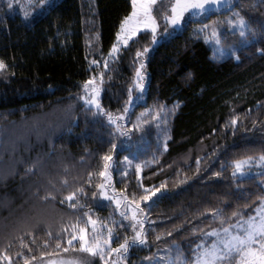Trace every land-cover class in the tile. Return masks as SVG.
<instances>
[{
  "label": "trees",
  "instance_id": "16d2710c",
  "mask_svg": "<svg viewBox=\"0 0 264 264\" xmlns=\"http://www.w3.org/2000/svg\"><path fill=\"white\" fill-rule=\"evenodd\" d=\"M7 5L0 0V256L12 264H24L25 257L29 264H47L84 255L63 251L66 240L57 248L55 240L84 212L115 220V236L131 239L132 229L118 226L116 206L96 187L104 180L98 173L106 154L117 194L136 193L139 200L145 189H158L139 201L146 206V243L129 248L118 264H163L175 257L176 246L190 259L202 231L220 226L210 209L226 217L254 213L264 187L257 176H234L233 162L264 155V0H232L185 21L157 44L144 32L113 58L131 0H46L43 11L31 0L28 18L21 5L29 0ZM237 12L248 22L244 37L226 23ZM165 13L167 0L155 10L162 32L171 30ZM213 27L229 51L222 57L205 39ZM141 63L148 81L138 91ZM93 77L102 108L123 114L120 130L79 98ZM80 187L84 207L60 202ZM47 192L55 199H42ZM96 264L102 262L96 258Z\"/></svg>",
  "mask_w": 264,
  "mask_h": 264
},
{
  "label": "snow or ice",
  "instance_id": "6c2138e0",
  "mask_svg": "<svg viewBox=\"0 0 264 264\" xmlns=\"http://www.w3.org/2000/svg\"><path fill=\"white\" fill-rule=\"evenodd\" d=\"M18 2V0H17ZM41 6V11L44 10L43 6L46 4V0H38ZM157 0H132V11L129 15L125 16L120 24V31L117 33V40L127 44L128 40L137 34L141 28L150 29L152 32L153 40L156 38V31L159 27L157 18L154 15L153 6ZM230 0H174L170 4V14L165 13L164 19L167 24L180 26V22L183 20L185 13H189L191 16H198L203 13L210 12L213 6L223 7L229 4ZM31 0L29 5H21L23 15L28 18L31 15L29 11ZM8 8L13 7V0H8ZM234 19H228L227 25L234 32H239L241 37H244L247 33L248 22L243 15L239 12L235 13ZM207 27V26H206ZM206 41L213 43L216 48V54L222 57L224 50L221 47V35L215 27L212 28L210 35L205 37ZM118 50V45L113 44L110 55ZM147 51V49H145ZM235 55L233 51L231 53ZM137 57L142 53L137 51ZM239 59V56H236ZM95 63V61H93ZM5 68V64L0 60V69ZM143 64L140 68L136 69V79L134 81L135 87L139 89L144 88L143 73L141 72ZM102 82V81H101ZM83 95L79 98L84 101L86 106H94L97 109V113H103L107 116L110 124L115 125L117 130H120L119 121L123 119V114L113 115L111 112H106L98 99L99 97V85L95 83V77L86 80L83 85ZM132 89L129 88V99H131ZM124 113H127V106L124 108ZM159 116V113L157 114ZM139 119V118H138ZM237 123V117L231 118V124ZM121 134H125L121 132ZM115 147V145H113ZM167 147V145H165ZM112 156L106 154L103 156L105 161L103 169L98 173L99 176L104 177L105 181L110 180V174L108 173L109 161ZM127 159V157H125ZM253 158L245 157L243 160H236L234 164L235 176L237 173L243 174L244 166L248 164ZM260 161L264 162V155L260 156ZM131 163V161H129ZM137 173H139L140 165H136ZM91 175V173L89 174ZM219 175V173H216ZM67 184V180L63 181ZM91 183V181H88ZM101 189L100 196H104L109 200H113L116 204V210L121 217L119 227L131 228L133 236L131 239L125 235L122 241L119 240V236L114 234V226L117 225L115 220L111 224L94 219L90 212H84L80 216H77L76 222L70 225L71 230L67 227L61 228V232L65 235H57L55 237L56 247H62V241L66 240V246L63 247V251L68 252L70 249H74L84 255L73 256L67 259H61L59 264H96V258L99 259L102 264H118V262L124 259L125 254L129 251V248L139 244L146 243L147 237L145 234V207H141L139 201L149 200L158 189H145L143 195L136 198V193H132L131 196L123 195L121 197H108L106 183H100L96 185ZM163 187V185H161ZM78 193L86 195L83 187L78 188L75 191H70L67 196L60 202L63 204L67 202L68 207L71 209H77L84 207L80 204ZM93 196L97 193L93 192ZM53 200L55 196L52 192H47L42 199ZM262 206H264V196L261 198ZM213 212V219L218 220L220 226L217 228H211L209 231H202V235L199 238V242L196 243L192 257L189 259L181 253L179 246H176L175 257H169L163 264H264V211H260L257 216H248L245 218L243 213L238 211H232L231 217H238L233 224L230 222L231 217H226L223 210L210 209ZM86 216L84 220L82 217ZM124 220H128L127 225L124 224ZM99 225V227H98ZM226 225V226H225ZM90 226V227H89ZM198 229H193L197 231ZM91 232V235L89 234ZM49 236H52L51 231L48 232ZM114 236L116 246H113ZM47 243V241L45 242ZM31 251V249H29ZM22 253H18L21 255ZM115 257V258H114ZM35 259V257H32ZM7 260L8 264H12L11 257L0 256V261ZM24 264H29L27 257L24 258ZM50 264H57V261H50Z\"/></svg>",
  "mask_w": 264,
  "mask_h": 264
},
{
  "label": "rangeland",
  "instance_id": "374dc122",
  "mask_svg": "<svg viewBox=\"0 0 264 264\" xmlns=\"http://www.w3.org/2000/svg\"><path fill=\"white\" fill-rule=\"evenodd\" d=\"M165 0H157L156 4L153 6V11H154V15H155V10L160 6L161 2H163ZM168 3H169V9H170V4L172 2H174V0H167ZM231 1L229 2V4H226L224 5L223 7H216V6H213L212 7V10L210 12H207V13H211V12H217L221 9H224L226 8L227 6H229L231 4ZM132 2V0H131ZM207 13H203V14H207ZM170 14V13H169ZM202 15V14H201ZM156 16V15H155ZM199 16V15H198ZM198 16H191L189 13H185V16L183 18V20L180 22V26L177 27L176 25H170V24H167L171 30H168V31H161V27H160V24L157 20V23L159 24V27L157 28V31H156V38H155V42L154 44H157L158 42H160L165 36H167L169 33H178L181 31V28H182V25L185 21L189 20V19H192V18H196ZM157 18V17H156ZM164 22H165V19H164ZM166 30V29H165ZM120 31V30H119ZM144 32H151L150 29H145V28H141L137 34L135 36H132L129 40H128V43L125 45L123 44L122 40L121 41H118L117 38H116V42L115 44L118 45V50L115 52V53H112L110 55L111 58L113 57H117L118 54L124 49L126 48L131 42H133L140 34L144 33ZM152 33V32H151ZM212 44V47L213 49L215 50L216 52V48L214 47L213 43ZM224 50V55L228 54L229 51L224 47V46H221ZM223 55V56H224ZM141 72L143 73V83H144V88L143 89H146L147 88V81H148V77H147V73H145V71H143V68H141ZM143 89H139L137 88L138 91H142ZM100 91H99V97L98 99H100ZM90 107V106H89ZM92 108H95L94 106H91ZM253 159L244 166V172L243 174H240V173H237L236 176L238 178H247V177H253V176H257L259 177L258 178V182L264 187V162H261L260 161V157H252ZM240 160H243V159H240ZM114 167V165H113ZM111 172L112 170H108V173L110 174V180L109 181H105V178L103 180L102 183H106V187H107V196L108 197H121L119 194H117L115 192V190L113 189V187H111V181H112V177H111ZM102 200L105 201V202H111L113 203L115 206V202L113 200H109L107 199L106 197L104 196H101ZM260 211H264V206H262V203L256 208V210L254 211L253 214H251L250 216H257L259 215ZM115 258V257H114ZM59 261H57V264H59ZM47 264H50V262H47Z\"/></svg>",
  "mask_w": 264,
  "mask_h": 264
}]
</instances>
